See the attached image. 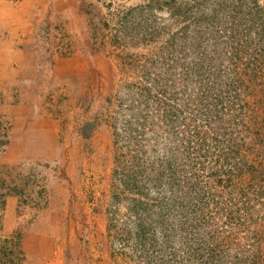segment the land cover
I'll list each match as a JSON object with an SVG mask.
<instances>
[{"label":"rangeland","instance_id":"obj_1","mask_svg":"<svg viewBox=\"0 0 264 264\" xmlns=\"http://www.w3.org/2000/svg\"><path fill=\"white\" fill-rule=\"evenodd\" d=\"M78 3L81 22L56 24L81 61L75 83L65 71L39 104L59 144L49 134L36 150L0 112V264H22L23 238L44 219L46 255L67 264H264V192L247 203L226 191L193 130L209 134L193 100L209 119L225 110L223 82H261L264 98V0ZM248 107L264 162V107Z\"/></svg>","mask_w":264,"mask_h":264},{"label":"crops","instance_id":"obj_2","mask_svg":"<svg viewBox=\"0 0 264 264\" xmlns=\"http://www.w3.org/2000/svg\"><path fill=\"white\" fill-rule=\"evenodd\" d=\"M81 19L78 0H0V93L5 102L0 105V112L21 125L24 134L31 131L34 141L39 143L36 150L51 148V137H46L49 134L59 144L60 132L54 114H47L46 107L41 116L39 104L49 99L48 94L58 93L53 88L58 87L65 71L70 72L67 83L73 85L75 71L81 67L76 64L81 61L74 51L70 53L65 40L59 42L61 33L56 24H74ZM50 98L51 102L53 97ZM41 223L40 231H30L23 238L22 264H67L62 255H46L45 245L48 239L52 243L54 231L49 235L43 233Z\"/></svg>","mask_w":264,"mask_h":264},{"label":"trees","instance_id":"obj_3","mask_svg":"<svg viewBox=\"0 0 264 264\" xmlns=\"http://www.w3.org/2000/svg\"><path fill=\"white\" fill-rule=\"evenodd\" d=\"M218 71L220 72L219 79L221 77L225 78L223 74L225 72L222 69ZM254 72L259 74L260 72L264 73V70L256 68ZM244 74L245 76L248 75V73ZM240 77L242 76H237L236 80L239 81ZM226 82H223L225 88H227L225 96H228L225 110L220 111L219 107V111H215L216 115L212 119H209L207 115L206 105L209 103L199 101L196 104L193 100L194 116L195 113H201L206 122L205 126L209 128V134L204 133V135L201 129L193 127L194 136L198 137L199 153H203L211 163V167L210 165L208 167L211 169L219 168L220 172L228 178L226 191L231 194H238L241 198L245 197L247 203H250L252 200H258L264 192V186H261V182L264 181V162L263 160L256 161L254 152L255 137L263 132L256 127L259 125L256 124L255 118L252 116L247 119L251 120V123L246 121V111L247 106H249L248 109L254 110V112L260 111L259 107H264L263 95L260 96L254 90L256 86L260 87L262 83L255 81L254 88L240 85V90H238L234 87L229 88L231 83L227 82V84ZM246 96H249L250 104L246 101ZM219 102L222 103L223 98H220ZM262 114L264 117V108ZM256 182L259 183L258 192L260 193L253 192L252 188Z\"/></svg>","mask_w":264,"mask_h":264},{"label":"built area","instance_id":"obj_4","mask_svg":"<svg viewBox=\"0 0 264 264\" xmlns=\"http://www.w3.org/2000/svg\"><path fill=\"white\" fill-rule=\"evenodd\" d=\"M15 1H18V0H15Z\"/></svg>","mask_w":264,"mask_h":264}]
</instances>
